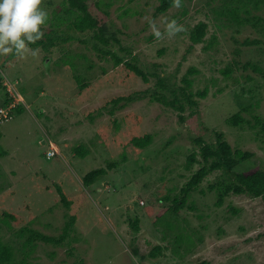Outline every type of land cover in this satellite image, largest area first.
<instances>
[{
  "label": "rangeland",
  "instance_id": "374dc122",
  "mask_svg": "<svg viewBox=\"0 0 264 264\" xmlns=\"http://www.w3.org/2000/svg\"><path fill=\"white\" fill-rule=\"evenodd\" d=\"M63 1L43 0L40 7L50 18ZM158 4V0L88 2L91 14L106 27L107 44L99 48L106 46L127 60L133 58L132 63L148 76L147 83L123 65L113 67L109 56L94 49L97 41L91 33L69 31L76 39L51 53L40 51L37 57L0 56L7 71L2 85L17 90L22 101L21 113L13 112L8 122L0 124V149L6 154L0 158V242L12 250V264H78L79 259L84 264H264V197L228 195L217 205L216 191L209 186L229 182L222 171L208 175L176 215L166 213L155 225L152 222L153 210L173 205L172 199L199 168L201 158L193 139L200 137L210 144L214 133H221L233 149L254 154L235 173L257 166L264 170V144L246 127L225 123L242 109H248L241 113L245 119L258 115L264 120V31L250 25L237 28L227 15L217 16L225 0H181L180 8L172 6L154 17ZM263 14L260 6L251 10L250 17ZM173 19L185 31L169 38L164 22ZM150 20L161 39L154 37ZM199 22L207 24V34L189 49V33ZM41 28L49 31V23ZM246 39L259 43L243 46ZM120 48H129L131 55ZM82 58L92 64L88 82L93 92L84 93L76 103L78 87L66 66L70 61L84 63ZM248 62L260 71L243 69ZM191 68L196 73L188 75L191 85L186 87L183 78ZM226 69L228 76L222 73ZM76 70L80 73L82 68ZM155 72L168 91L150 76ZM183 87L192 93L207 89L204 98L194 96V113L177 89ZM148 90L166 94L167 101L178 99L184 112L146 96L113 114L108 113L111 106L103 107L113 97ZM145 134L152 137L145 149L126 144L131 136ZM49 143L56 152L51 158L45 155ZM79 145L89 151L85 158L73 152ZM192 153L196 162L190 165ZM109 164L115 166L93 185L82 186L85 174ZM154 195L168 200L153 202ZM72 214L76 221L69 245L36 242L31 250L24 246V228L58 236ZM135 219L137 232L131 227ZM158 245L168 249L155 259L143 258Z\"/></svg>",
  "mask_w": 264,
  "mask_h": 264
},
{
  "label": "trees",
  "instance_id": "16d2710c",
  "mask_svg": "<svg viewBox=\"0 0 264 264\" xmlns=\"http://www.w3.org/2000/svg\"><path fill=\"white\" fill-rule=\"evenodd\" d=\"M90 0H64L62 3L56 5L53 8L52 13L50 14V18H48L45 22V25L49 23L50 30L44 32V38L41 41H38L36 44L29 45L31 48H39L44 53H51L53 49L59 47L61 43L74 40L76 37L69 35V31H74L75 33L79 34H93L94 39H96V44L94 46L95 50L98 52L103 53L105 56H109L110 61L112 62L113 67H117L123 65L127 70L133 72L134 75L141 77V79L147 83L148 76L135 64L132 62L134 61L133 58L127 60L124 57L119 56L114 50H103L99 48V45L107 44L105 39L106 27L105 23H98L95 17L91 14L88 7V2ZM159 4L155 8L154 17L158 15H162L167 12L172 6V0H158ZM226 5L222 7V10L217 13V16H224L227 15L229 20L235 27H241L243 25H250L253 29L257 30V28H261L260 30L263 32V24H264V14L262 16L253 15L250 17L251 10H257L261 7H264V0H225ZM98 3L96 2L95 5L98 7ZM50 5V1L48 2ZM105 6L109 5V3H104ZM241 14L244 17H241ZM65 27V31H59V27ZM42 30V28H41ZM207 34V24L203 22H199L196 24L189 33V49H191L194 45L200 44L203 42L205 36ZM155 37V36H154ZM152 36L149 41L154 39ZM110 38L120 46V41L114 39V34L110 35ZM259 42L255 40H244L242 42L243 46H253L257 45ZM121 49V48H120ZM121 51L125 52L127 55H131V51L129 48H123ZM162 53V52H161ZM49 59V58H46ZM84 63L80 62V64H71L72 61L68 63L66 67H69L71 72V80L74 81L75 85L78 87V92L76 97L73 98L74 102L78 103L80 101L79 97L81 98L85 94L87 96H91L93 92L92 85L88 82V75L89 71L92 70V64L87 63V59H80ZM237 66V63H233ZM82 68V70L77 71L76 68ZM243 69H251L254 72H259L260 69L257 67L256 64L253 62L246 63ZM6 71L4 65H0V98H1V108H6L13 103V99L10 97V93L7 90V85H2V76L3 72ZM7 72V71H6ZM196 71L194 69H190L187 71V74L183 78V83L186 84V87L191 85V82L187 79L188 75L195 74ZM224 76L230 75V70L226 69L222 72ZM158 73H151V77H155L157 82L161 88H165V90H169V88L164 84V79L158 76ZM127 77V76H126ZM130 77V76H129ZM186 87L177 88L180 91V95L183 100L186 102L188 107L191 109L192 113L196 109L197 103L193 101L194 96L199 98H204L207 93V89H203L201 91H197L196 93H192L191 91H187ZM22 88V87H21ZM20 88V89H21ZM23 89V88H22ZM14 90V89H13ZM17 93V90H14ZM20 93V91L18 90ZM171 92V90H170ZM85 93V94H84ZM18 94V93H17ZM21 94V93H20ZM174 95V91H172ZM19 95V94H18ZM149 97L151 102H159L163 105H170L174 109L178 110L179 113L184 112V107L182 104L179 103L178 99H174L172 101H167L166 94L161 92H151L150 90L146 92H133L132 94L125 96L119 95L107 100L105 103L104 108L106 105L111 106V109L108 110L109 114H113L114 110L124 108L129 103H132L136 100L143 99L144 97ZM22 102V101H21ZM18 102L14 107H12L9 111V118L13 117V112L21 113L22 104ZM248 109H242L237 113L230 116L225 123L231 127H238L244 128L246 127L248 130L254 133V138L257 141H260L264 144V120L258 116L254 115L250 120L245 119L241 113L246 112ZM90 120L91 117L89 116ZM182 119V116L180 117ZM1 124V121H0ZM215 141L213 143L207 144L203 141L202 138L198 137L193 139L195 146H197L198 154L201 158L200 161L197 163L199 164V168L190 176L187 182L180 188L179 195L175 196L172 199V204L167 207L163 205L158 206L156 210V214L152 218V222L155 225L157 222L161 220L160 217H164L166 213H171L176 215L183 207L185 206L186 200L188 195L197 189V187L202 183V181L211 173L215 171H222L223 174L227 175L230 180L228 183L220 182L216 185L209 186V190H215L217 195V205L222 204L225 197L228 195H235V196H247L248 198L255 199V198H262L264 197V170L257 166L253 169L247 170L241 173H235L234 169L237 168L244 162H248L254 154L249 151H243L240 149H233L228 142L223 139V135L221 133H214ZM1 137V135H0ZM174 138V137H172ZM152 141V137L148 134L143 136H136L133 135L128 139L126 144H131L137 149L143 150L147 146L150 145ZM73 152L75 156L79 158H85L89 151L85 150L82 145L73 148ZM6 155L3 149H0V158ZM55 156V155H54ZM189 164H193L196 162V154L192 153L189 157ZM114 164L107 165L106 168L95 169L83 176L82 178V186L88 187L93 185L96 180L104 176L106 174L107 169L113 168ZM56 191L58 196L61 199V202L67 206L66 197L64 196L62 190L56 185ZM156 195L151 197V201H159L160 203L163 201H167V196H159L160 198L155 197ZM233 213H236L235 209H232ZM154 212L148 213V216H152ZM76 221L75 215H70L66 223L64 224L61 234L58 236H49L38 232L36 230H31L28 228L23 229V234L27 235L26 240L24 242V246L31 250L34 247L36 242H42L44 244H49L53 246H61V245H69V238L71 233H73V227ZM138 220H134V225L131 224L132 229L137 232ZM168 249L167 246L158 245L154 246L152 250L144 257H148L151 259H155L161 255L163 250ZM72 251V248L69 249ZM138 250L134 248V252ZM12 250L10 247L2 245L0 242V264H12ZM71 254V253H70ZM78 264H84L82 260H78ZM201 264H207V262H202Z\"/></svg>",
  "mask_w": 264,
  "mask_h": 264
},
{
  "label": "clouds",
  "instance_id": "9594fccd",
  "mask_svg": "<svg viewBox=\"0 0 264 264\" xmlns=\"http://www.w3.org/2000/svg\"><path fill=\"white\" fill-rule=\"evenodd\" d=\"M43 0H0V56L14 55L18 59H25L27 55L37 57L41 49H32L44 38L41 27L48 19V13L40 6ZM173 7L180 8L181 0H172ZM165 31L169 38L185 31L183 25L176 20L165 21ZM150 29L157 39L162 38L154 21H149ZM7 85V83L5 84ZM11 108H0V121L8 122ZM7 112L4 118L3 114ZM1 123V124H2Z\"/></svg>",
  "mask_w": 264,
  "mask_h": 264
},
{
  "label": "built area",
  "instance_id": "2783aa9c",
  "mask_svg": "<svg viewBox=\"0 0 264 264\" xmlns=\"http://www.w3.org/2000/svg\"><path fill=\"white\" fill-rule=\"evenodd\" d=\"M8 92L10 93V97L13 99V103L9 105V108L14 107L18 102L20 101L19 95L11 88L7 89ZM7 116V112L3 114V117L5 118ZM54 148L51 146V143H49V149L45 152V155L47 158L53 157L55 154Z\"/></svg>",
  "mask_w": 264,
  "mask_h": 264
}]
</instances>
